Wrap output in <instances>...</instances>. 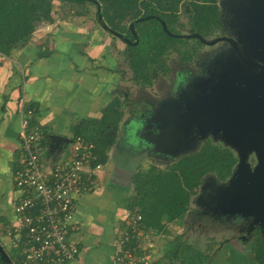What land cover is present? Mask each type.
Here are the masks:
<instances>
[{
  "label": "crops",
  "instance_id": "crops-1",
  "mask_svg": "<svg viewBox=\"0 0 264 264\" xmlns=\"http://www.w3.org/2000/svg\"><path fill=\"white\" fill-rule=\"evenodd\" d=\"M112 37L97 23L65 24L55 29L44 26L33 33L34 40L0 59V227L12 218L11 202L18 194L12 174L20 152L21 103L34 106L35 127L40 131L47 129L50 135L59 134L70 141L75 125L82 119L99 118L115 96L119 78L110 53ZM43 52L50 53L40 56ZM124 119L108 161L97 171L95 187L78 199L75 219L80 227L72 238L79 243L80 254L66 264H111L118 249L126 212L123 199L131 189L128 177L136 169L124 162L126 150H132V139L126 134L128 118ZM50 147L51 142L45 146L47 161L59 152ZM137 153L130 154L132 160L137 159ZM171 225L168 223L167 232L161 234L140 228L137 242L126 246L149 253L154 264H178V248L174 253L166 250L173 241ZM234 242L229 249L226 244V249L220 248L212 264L249 263L242 258L240 248H245ZM188 258L181 264H205L204 255L203 263Z\"/></svg>",
  "mask_w": 264,
  "mask_h": 264
},
{
  "label": "trees",
  "instance_id": "trees-1",
  "mask_svg": "<svg viewBox=\"0 0 264 264\" xmlns=\"http://www.w3.org/2000/svg\"><path fill=\"white\" fill-rule=\"evenodd\" d=\"M55 1L0 0V56H10L15 49L29 42L40 25L52 23L58 12ZM59 2L67 4V11L77 9V14L83 16L90 15V5L96 8V23L106 25L105 30L113 37L121 34L119 39L124 44L122 53L131 71L130 79L141 86L152 85L161 74L166 75L171 70L172 54L177 55L183 63L199 57L204 42L197 36L188 37L185 34H198L209 40L224 27L220 0ZM162 21L168 31L163 28ZM49 53L43 52L40 56ZM123 101H128V98L121 100L119 95H115L103 108L99 118L82 119L75 125L72 139L80 136L93 144L92 166L105 164L109 151L119 139L125 115ZM27 108L33 110L30 127H35V108L32 104H27ZM41 142L44 148L51 142L47 129H41ZM237 161L232 148L207 138L198 150L180 155L164 168L155 163L136 167L128 177L127 185L131 189L125 192L123 206L127 211L141 215V229L155 234L167 232L168 223H182L190 209L192 197L198 192L205 176L214 174L219 180H227ZM233 238L218 241L214 236L208 237L204 263L212 264L221 248L219 246ZM0 242L4 244L2 238ZM136 242L137 237L129 244ZM9 249V260L0 253V264H18L17 249ZM251 251L256 264H264V237L259 230L255 232Z\"/></svg>",
  "mask_w": 264,
  "mask_h": 264
},
{
  "label": "rangeland",
  "instance_id": "rangeland-1",
  "mask_svg": "<svg viewBox=\"0 0 264 264\" xmlns=\"http://www.w3.org/2000/svg\"><path fill=\"white\" fill-rule=\"evenodd\" d=\"M55 4L58 12L54 21L44 23L36 30L44 26H51L55 29L65 24H96V8L92 5L89 7L90 15L83 16L77 14V9L67 11L68 6L65 2L60 3L59 0H56ZM219 5L223 13V28L228 32V37L232 41L203 44L200 47V57L187 64L183 63L177 55L172 54L170 58L171 70L166 75L161 74L150 86L137 85L131 81V71L122 53L124 44L119 36L112 37L114 40L113 52L110 51V53H113V60H115L113 62H115L119 78L115 95H119L121 100H125V97L128 96V102L123 101L124 118L127 119L129 114L136 110L138 114L141 113V108L145 106V115L151 118V125L157 129L156 133H164L162 132L163 128L170 124L179 128L180 132H185L186 139L183 144H180L181 150L172 159L198 150L205 139L212 138L216 143L232 148L240 161L243 140L236 144L234 142L238 140L236 134L231 135L232 138L229 136L231 141L229 137L227 140L225 133L228 132V128L226 127H216L215 129L213 126H210L209 129L206 127L208 124L206 119H212L214 122L221 120L224 123L230 120L228 112L223 109L220 101L223 96L239 95V100L234 104V107L244 106L247 115H250L249 119L253 123L256 122L258 112L247 106L249 104L253 106L255 103L250 101L248 104L244 98L247 95L246 91L250 92L258 85H264V71L249 66L239 58L236 49L238 48L245 60L264 66V0H220ZM216 38H218L217 35L210 40ZM31 40L34 39L31 37L29 42ZM48 40L50 39L48 38ZM3 57L0 56V59ZM227 73L245 80L247 86L243 89L236 85L230 87ZM147 98L158 103L152 104L150 101H146ZM234 120L236 119L234 118ZM180 132L178 131L177 135L173 133L171 135L177 138L180 136ZM247 140L249 139L247 138ZM249 141L251 144L252 141ZM252 143L255 144V142ZM122 146L125 148L124 144ZM148 147L150 151L152 149L155 152L152 146ZM258 149L254 145L247 153L245 163L240 164L239 162L240 166L235 168L241 174L243 173L242 179L252 174L255 167L261 163L264 147H260V158L257 155ZM126 151V156L124 155L126 165L146 167L154 163L145 152L137 153L135 156L137 159L132 160L131 155L134 151ZM156 154L162 156L159 152ZM155 164L161 168L167 165V163L159 161H156ZM252 166L255 167L252 168ZM205 180L191 203V215L187 217L186 222L184 224L172 222L169 227L173 241L170 242L171 244L166 250L174 253L178 248L181 259L180 262L177 260L178 264L184 263L181 261L187 257L193 262L199 260L203 263L204 250L210 236H214L218 241H225L226 238L233 235L247 236L254 226L264 224V182L254 184L243 181L232 191H228L222 188L229 187L231 183H234V181L230 182L231 178L219 182L214 174H208ZM196 212L199 213L196 215ZM231 243L223 242L219 247L225 248L226 244L229 249ZM234 243L245 248H243L244 250L240 248L243 251V260L250 261L245 264H256L252 258L251 240L243 243L242 239H237Z\"/></svg>",
  "mask_w": 264,
  "mask_h": 264
},
{
  "label": "built area",
  "instance_id": "built-area-1",
  "mask_svg": "<svg viewBox=\"0 0 264 264\" xmlns=\"http://www.w3.org/2000/svg\"><path fill=\"white\" fill-rule=\"evenodd\" d=\"M20 152L13 170L18 194L11 202L12 218L0 227L10 247L17 249L18 264H66L77 260L80 246L72 238L79 229L75 213L81 195L93 190L100 163L93 144L80 136L71 139L45 159L41 131L30 127L33 110L21 103ZM55 155V156H54ZM141 215L126 210L124 229L111 264H154L149 253L126 246L140 231Z\"/></svg>",
  "mask_w": 264,
  "mask_h": 264
},
{
  "label": "water",
  "instance_id": "water-1",
  "mask_svg": "<svg viewBox=\"0 0 264 264\" xmlns=\"http://www.w3.org/2000/svg\"><path fill=\"white\" fill-rule=\"evenodd\" d=\"M143 19V18H141ZM162 25L163 28L167 30L166 24L164 21H162ZM133 25H131L132 27ZM104 28H106V25H103ZM116 36L121 37V34L117 33ZM185 36L188 37H194L197 36L199 37L203 42L207 43V44H214L217 41H220L222 39H228L230 41H232L231 38H227V37H218L214 40H206L200 37V35L198 34H185ZM237 53L239 55V58H241L242 60H244L249 66L251 67H256V68H260L264 71V66L259 64V63H254L251 61H247L245 60L241 54L240 51L238 50V48L236 49ZM227 77L230 80V87L236 85L238 87H245L247 86V83L245 82V80L243 81V79H240L237 76H234L231 73H227ZM247 95L244 98V100L249 104L250 101L254 102L255 104L250 107L249 105H247L250 109H255L256 112H258L257 118H256V122L253 123L252 120L249 119L250 115H247V110H245L244 106L239 105V107H234V104L239 100V95H232V97H230L231 95L225 97L223 96L221 98V102H222V107L223 109H225L228 112V115L230 117V120H227L225 123L221 122V120H219L218 122H214L212 121V119H206V121L208 122L207 129H209L210 126H213V128L215 129L216 127H226L228 128V132L225 133V138L227 139V137L231 136V135H237L238 136V140L234 141L236 144L237 142H240L241 140H243L244 145L242 147V153L240 156V161H238V163L236 164L235 168L240 166V164L245 163L246 160V156L247 153L252 149V147L255 145L257 146L259 149L258 151V157L260 158V147H264V85H258V87L252 91H246ZM257 101V102H256ZM234 118L236 120H234ZM216 119V118H214ZM223 123V124H222ZM225 125V126H224ZM180 132L179 128H176L174 126L170 125H166L165 128H163L164 133H154V132H150L147 135H144V142L153 147V150L156 153H161L162 155H167V156H171L174 157L175 155H177V153L181 150V146L180 144H183L186 136H185V132H180V136L176 138V136H174L177 132ZM174 134L173 136L171 134ZM230 133V134H229ZM177 135V134H176ZM51 138V149L55 150V149H61L63 146L64 142H68L69 140L64 137L61 136L59 134H51L50 135ZM232 138V136H231ZM231 138L229 137L230 141ZM247 138L249 140H251L252 142H255L251 144L249 143L250 141L247 140ZM228 140V139H227ZM246 140V141H245ZM253 144V145H252ZM264 150V149H263ZM262 150L263 154L264 151ZM263 159L261 160V163L255 167L254 171L252 174L248 175L247 177L242 179V174L241 172H238V169L235 170L231 175V181H234V183H231L229 185V187H223L222 189L224 190H228V191H232L236 186H239V184L243 181H248L249 183H254V184H259L260 182H264V156L262 155ZM240 162V164H239ZM239 181V182H237ZM219 190V189H218ZM0 253L2 255V257L6 258L7 260H9V256L7 254V252L5 251V249L3 248V245L0 243Z\"/></svg>",
  "mask_w": 264,
  "mask_h": 264
},
{
  "label": "flooded vegetation",
  "instance_id": "flooded-vegetation-1",
  "mask_svg": "<svg viewBox=\"0 0 264 264\" xmlns=\"http://www.w3.org/2000/svg\"><path fill=\"white\" fill-rule=\"evenodd\" d=\"M224 24V23H223ZM217 35V37H227V38H230V37H228L229 36V34H228V32L226 31V30H224V28H223V30H221L218 34H216ZM216 35H214V36H216ZM212 39V38H211ZM210 40V39H209ZM229 42V40L228 39H222V40H220V41H217L216 43H214V44H219V43H222V42ZM204 44H206L205 42H204ZM226 44V43H225ZM210 45V44H209ZM199 57H200V55H199ZM198 57V58H199ZM185 64H187V63H185ZM125 94H127V93H125ZM126 98H128V96H126ZM146 101H150V103H158L157 101H154V100H150L149 98H147L146 99ZM128 102V101H127ZM155 103V104H156ZM145 107V106H144ZM141 108V113H139L138 114V112H137V110L135 111V112H132V113H130L129 114V116H128V119L126 120V121H128V125H130L131 127L129 128V126H128V130H127V133L126 134H128V136H129V138H131L132 139V142L130 143V147L132 148V150H134V151H136V152H141V153H144L145 152V154L148 156V158L149 159H151V160H153V162L154 163H156V161H159V162H161V163H167V164H169V163H171L173 160H175V159H172V157L171 156H167V155H162V156H157V154H156V152H153L152 151V149H151V151H150V148L148 147L149 145H147L145 142H144V140H143V138H144V135H147L149 132H154V133H156L157 132V129H155V127H153L151 124V118L149 117V116H147V115H145V108ZM139 109V108H138ZM142 115V116H141ZM124 121H125V119H124ZM148 151V153H146ZM237 155V154H236ZM238 157V156H237ZM159 158V159H158ZM238 161H239V157H238ZM238 161H237V163H238ZM236 163V164H237ZM236 166V165H235ZM255 166H252V168H254ZM235 168V167H234ZM233 171H234V169H233ZM208 176V174L205 176V177H207ZM231 177V176H230ZM229 177V178H230ZM204 180H205V178L203 179V183H204ZM228 180V179H227ZM206 181V180H205ZM218 181L220 182H224V181H226V180H219L218 179ZM202 183V184H203ZM202 184H201V186H202ZM200 186V187H201ZM200 187H199V190H200ZM198 190V191H199ZM198 194V192L192 197V202H193V199H194V197L196 196ZM199 212H196V215L198 214ZM195 214V212L193 213V215ZM189 215H191L190 214V209L188 210V212H187V214H186V218L182 221V223L184 224V222H186V219H187V217L189 216ZM195 215V216H196ZM197 219H198V217H196ZM257 230H259V232H260V234L264 237V234H263V231H264V224H257L256 226H254L250 231H249V234L247 235V236H237V235H233L232 237H234L233 239H231V241L230 242H233V241H235L236 242V240L237 239H242V242L243 243H246L247 241H249V240H251V242L253 241V239H254V236H255V232L257 231ZM2 234L0 233V237L2 238V240H3V242H4V244L3 243H1L2 245H3V248L5 249V251L7 252V254L10 252V249H9V245H8V243L6 242L7 240V238L6 237H4L3 235L1 236ZM232 237H230V238H232ZM240 237V238H239ZM226 239H229V238H226ZM230 242H228V243H230ZM245 245V244H244Z\"/></svg>",
  "mask_w": 264,
  "mask_h": 264
}]
</instances>
